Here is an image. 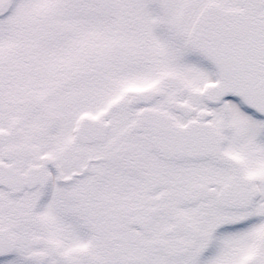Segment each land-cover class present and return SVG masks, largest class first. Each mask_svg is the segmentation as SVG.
Masks as SVG:
<instances>
[{
  "label": "snow or ice",
  "instance_id": "snow-or-ice-1",
  "mask_svg": "<svg viewBox=\"0 0 264 264\" xmlns=\"http://www.w3.org/2000/svg\"><path fill=\"white\" fill-rule=\"evenodd\" d=\"M0 264H264V0H0Z\"/></svg>",
  "mask_w": 264,
  "mask_h": 264
}]
</instances>
